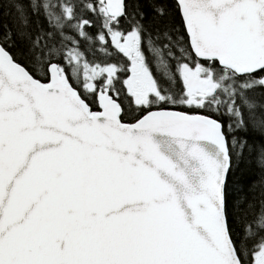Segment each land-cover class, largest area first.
I'll return each instance as SVG.
<instances>
[{
	"label": "snow or ice",
	"instance_id": "snow-or-ice-1",
	"mask_svg": "<svg viewBox=\"0 0 264 264\" xmlns=\"http://www.w3.org/2000/svg\"><path fill=\"white\" fill-rule=\"evenodd\" d=\"M0 264H264V0H0Z\"/></svg>",
	"mask_w": 264,
	"mask_h": 264
},
{
	"label": "trees",
	"instance_id": "trees-1",
	"mask_svg": "<svg viewBox=\"0 0 264 264\" xmlns=\"http://www.w3.org/2000/svg\"><path fill=\"white\" fill-rule=\"evenodd\" d=\"M94 31V30H93Z\"/></svg>",
	"mask_w": 264,
	"mask_h": 264
}]
</instances>
